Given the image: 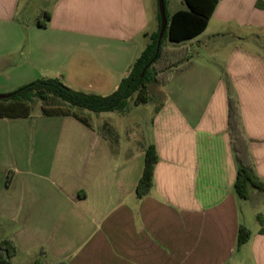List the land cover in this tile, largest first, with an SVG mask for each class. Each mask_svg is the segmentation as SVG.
<instances>
[{
	"label": "crops",
	"instance_id": "0c3cea01",
	"mask_svg": "<svg viewBox=\"0 0 264 264\" xmlns=\"http://www.w3.org/2000/svg\"><path fill=\"white\" fill-rule=\"evenodd\" d=\"M45 1L39 28L25 1L0 0V93L59 79L110 95L158 29V0ZM184 45L210 58L195 51L159 83L150 139L99 117L0 119V243L15 244L13 264H264V192H235L228 104L232 92L264 181V0H219ZM152 145L155 186L140 197Z\"/></svg>",
	"mask_w": 264,
	"mask_h": 264
},
{
	"label": "trees",
	"instance_id": "16d2710c",
	"mask_svg": "<svg viewBox=\"0 0 264 264\" xmlns=\"http://www.w3.org/2000/svg\"><path fill=\"white\" fill-rule=\"evenodd\" d=\"M184 1L187 9L179 10L172 16L168 14L166 6L168 26L160 45L161 17L158 6L157 31L151 35L150 43L132 65L128 76L120 82L112 94L107 96L88 94L73 90L59 79H39L11 93L10 98L0 100V119L27 118L31 115L36 100L48 102L53 98L66 103V106H43L44 116H73L85 124H88L86 118L80 116L75 109L88 110L96 114L127 113L131 101L135 106L147 104L150 101L148 98L150 83H165L172 70L182 64L183 66L191 64L189 47L184 44L196 39L207 30L219 3V0ZM43 16L45 20H37L39 28H46L51 18L48 12H44ZM167 41L171 46H164ZM228 104L229 130L237 161L235 192L240 198L249 200L253 192H264V181L256 173L242 128L239 102L232 92L229 94ZM158 161L156 147L152 145L147 150L144 173L137 187L140 197L147 196L154 188L155 168ZM249 238L250 232L241 228L239 244H245ZM16 254L17 248L12 241L0 243V264H13L12 259Z\"/></svg>",
	"mask_w": 264,
	"mask_h": 264
},
{
	"label": "rangeland",
	"instance_id": "374dc122",
	"mask_svg": "<svg viewBox=\"0 0 264 264\" xmlns=\"http://www.w3.org/2000/svg\"><path fill=\"white\" fill-rule=\"evenodd\" d=\"M25 1L23 3V8L21 12V17L25 21H34V20H45L42 10L46 8V1L45 0H23ZM154 3L157 8V1L154 0ZM166 6H167V12L170 16L173 15V12L181 9V8H186L185 6V1L184 0H166ZM214 30V23L211 26V30ZM171 46L170 42L165 43L166 46ZM189 51L191 56H195V51L199 52L200 49L197 48V46L192 47L189 45ZM92 51L94 52L93 47L91 48ZM202 52V55H204L206 59H209L208 57L210 55L209 52L206 51H200ZM17 57H24L23 55H18ZM203 60V59H202ZM67 86V85H66ZM69 87V86H68ZM159 88V83H150L148 86V98L151 100L155 94L157 93ZM6 93H0V95H5ZM47 106V107H57V106H66V103L62 102L61 100H58L56 98L51 99L48 102H44L41 100H36L33 104L32 108V114L33 115H38L39 113H42V107ZM75 111L82 117L87 118L88 120H92L94 123L95 119L99 117V119L102 122H109L111 123L115 128L120 129L124 134L128 129L132 128H137L139 130V134H143L142 137L145 139H150L151 138V118L153 115V104H143L140 106H135L134 102L131 101L130 103V108L127 113H102V114H96L93 112H90L88 110H82V109H75ZM43 114V113H42ZM139 119V126H137V120ZM133 120V122H132ZM20 262V260H18ZM38 262V261H36ZM40 263V262H38ZM43 264V263H41Z\"/></svg>",
	"mask_w": 264,
	"mask_h": 264
},
{
	"label": "water",
	"instance_id": "95a60500",
	"mask_svg": "<svg viewBox=\"0 0 264 264\" xmlns=\"http://www.w3.org/2000/svg\"><path fill=\"white\" fill-rule=\"evenodd\" d=\"M158 6H159L160 17H161V31H160V35H159V45H160V43L164 37V34L167 30L168 20H167V15H166L165 0H158ZM11 96H12L11 94L0 95V100L8 99Z\"/></svg>",
	"mask_w": 264,
	"mask_h": 264
}]
</instances>
